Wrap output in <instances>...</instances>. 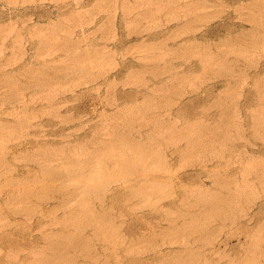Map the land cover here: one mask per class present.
I'll use <instances>...</instances> for the list:
<instances>
[{
  "label": "rangeland",
  "instance_id": "374dc122",
  "mask_svg": "<svg viewBox=\"0 0 264 264\" xmlns=\"http://www.w3.org/2000/svg\"><path fill=\"white\" fill-rule=\"evenodd\" d=\"M262 16L264 0H0V264H264Z\"/></svg>",
  "mask_w": 264,
  "mask_h": 264
},
{
  "label": "bare ground",
  "instance_id": "6f19581e",
  "mask_svg": "<svg viewBox=\"0 0 264 264\" xmlns=\"http://www.w3.org/2000/svg\"><path fill=\"white\" fill-rule=\"evenodd\" d=\"M186 7H187V6H186ZM187 10H189V9L187 8ZM146 11H147V10H146ZM148 11H150V10H148ZM148 11H147V12H148ZM139 13H141V12H139ZM143 13H144V12L142 11L141 14L143 15ZM148 13H149V12H148ZM146 14H147V13H146ZM146 14H144V15H146ZM149 14H150V13H149ZM149 14H148V15H149ZM139 15H140V14H138V16H139ZM148 15H146V16H148ZM261 15H262V14H261ZM140 16H141V15H140ZM146 16H145V17H146ZM262 17H264V16H262ZM138 18H139V17H138ZM141 18H142V17H141ZM259 18H261V17H259ZM259 18H258V19H259ZM139 19H140V18H139ZM189 19H190V18H189ZM187 20H188V19H187ZM255 20H256V19H255ZM261 20H264V19H261ZM188 21H189V20H188ZM188 21H187V23H189ZM258 22H259V21H258ZM184 23H185V22H184ZM184 23H183V24H184ZM190 23H191V22H190ZM183 24H182V25H183ZM185 24H186V23H185ZM185 24H184V25H185ZM180 25H181V24H180ZM180 25H179V26H180ZM244 33H245V31H244ZM238 34H239V33H238ZM242 34H243V33H242ZM239 35H240V34H239ZM243 35H244V34H243ZM246 35H247V34H246ZM250 35H251V34H250ZM168 36H169V35H168ZM170 36H171V35H170ZM166 38H167V37H166ZM166 38H165V36H164V38H162V39H166ZM169 38H170V37H169ZM169 38H168V39H169ZM171 38H173V37H171ZM162 39H161V40H162ZM237 39H238V38H237ZM242 39H243V38H242ZM248 39H249V38H247V41H250V40H248ZM250 39H251V38H250ZM244 40L246 41V39H244ZM254 40H255V39H254ZM163 41H164V40H163ZM163 41H162V42H163ZM241 41H242V40H241ZM245 41H243V42H245ZM250 42H251V41H250ZM245 43H246V42H245ZM252 43H253V42H251V45L254 44V43H253V44H252ZM164 44H165V43H164ZM185 44H186V43H185ZM248 44H250V43H248ZM156 45H157V44H156ZM251 45H250V46H251ZM250 46H249V47H250ZM171 47H172V46H171ZM185 47H186L185 45H183V44H180V45H179V43H178V45L175 46V47H173V49H175V52H176V50H180V51L184 52V51L186 50ZM192 47H194V46L192 45ZM153 48H154V46H153ZM158 48H159V46H158ZM189 48H190V47H189ZM242 48H243V47H242ZM242 48H241L240 50H242ZM245 48H246V47H245ZM245 48H243V49H244L243 51L246 50ZM190 49H191V48H190ZM235 49H236V48H235ZM187 50H188V49H187ZM192 50H194V49H192ZM180 51H179V52H180ZM190 51H191V50H190ZM190 51H189V52H190ZM173 52H174V51H173ZM187 52H188V51H187ZM223 52H224V51H223ZM236 52H237V51H236ZM82 53H83V52H82ZM185 53H186V51H185ZM226 54H227V53H226ZM238 54H239V53H238ZM241 54H242V53H241ZM224 55H225V54H224ZM75 56L77 57V59H76V58H75V59L79 62V60L81 59V58H80L81 55H78V54H77V55H75ZM75 56H74V57H75ZM216 56H218V54H217ZM216 56H215V57H216ZM221 56H222V55H221ZM223 57H226V56H223ZM79 58H80V59H79ZM210 59H211V57H210ZM216 59H217V57H216ZM219 59H221V58H219ZM223 60H225V59L223 58ZM205 61H207V59H206ZM215 61H216V60H215ZM220 61H221V60H220ZM234 61L236 62V60H234ZM213 62H214V61H213ZM223 62H224V61H223ZM227 62H228V61H226L225 63H227ZM232 62H233V61H232ZM80 63H81V62H80ZM77 64H79V63H77ZM223 64H224V63H223ZM233 64H234V63H233ZM208 65H212V66H213V64H208ZM236 65H237V63H236ZM146 66L148 67V65H146ZM224 66H225V64H224ZM227 66H228V65H227ZM84 67H85V66H84ZM144 67H145V66H144ZM151 67H152V66H151ZM206 67H208V66L206 65ZM219 67H220V66H219ZM221 67H222V66H221ZM231 67H232V66H231ZM231 67L228 66V69L230 70ZM145 69H146V68H145ZM147 69H148V68H147ZM219 69H220V68H219ZM224 69H225V68H224ZM148 70H149V69H148ZM224 71H226V69H225ZM157 72H158V71H157ZM159 72H160V71H159ZM215 72H216V71H215ZM226 72H227V71H226ZM226 72L223 73V72L221 71L220 74H226ZM233 72H234V71H233ZM217 73H218V71H217ZM227 73H228V72H227ZM231 73H232V71H231ZM231 73H230V74H231ZM36 74H37V73H36ZM226 75H227V74H226ZM231 75H232V74H231ZM33 76H34V72H33ZM174 76H175V75H174ZM227 76H228V75H227ZM40 77H41V76H40ZM34 78H35V77H34ZM179 78H180V76H179ZM36 79H37V77H36ZM176 79H178V77H176ZM176 79H175V80H176ZM181 79H183V77H182ZM44 80H45V79H44ZM173 80H174V79H173ZM45 82H46V81H45ZM256 82H257V81H256ZM261 82H262V81H261ZM257 83H258V82H257ZM258 84H259V83H258ZM262 85H264V82L260 83V84L258 85V87L260 86V88H261V87L264 88V86H262ZM260 88H259V89H260ZM262 88H261V92H264V91H262ZM262 94H264V93H262ZM151 98H152V97H151ZM152 100L154 101V98H153ZM157 100H158V99H157ZM153 101H152V102H153ZM152 102H151V103H152ZM154 102H155V101H154ZM157 103H158V102H157ZM159 103H160V102H159ZM221 103H222V102H221ZM152 105H153V104H152ZM157 105H160V104H157ZM149 106H150V105H149ZM154 107H156V106H154ZM157 107H160V106H157ZM148 108H149V107H148ZM150 109H151V108H150ZM155 109H156V108H155ZM153 110H154V109H153ZM153 114H157V112H156V113H153ZM157 115H158V114H157ZM226 117H227V116H226ZM224 118H225V117H224ZM126 119L129 120V121L132 120L131 117H130L131 120H130L129 118H126ZM226 119H227V118H226ZM224 120H225V119H224ZM129 121L125 122V123H126L125 126H127V125L129 126V124H128ZM132 121L135 122V121H137V120L135 119V120H132ZM132 121L129 122L131 125H132ZM155 121L157 122V120H155ZM162 121H163V120H162ZM225 121H226V120H225ZM160 122H161V120H160ZM137 123H138V122H137ZM137 123H136V124H137ZM157 123H159V122H157ZM157 123H156V124H157ZM222 123H224V122L222 121ZM139 124H140V123H139ZM159 124H160V123H159ZM161 124H162V122H161ZM137 125H138V124H137ZM141 125H142V124H141ZM128 126H127V127H128ZM188 126H189V125H188ZM190 126H191V125H190ZM190 126H189V127H190ZM207 126H208V125H207ZM127 127H126V128H127ZM131 127H132V126H131ZM159 127H160V126H159ZM189 127H186V128H189ZM191 127H193V126H191ZM209 127H210V126H209ZM129 128H130V126H129ZM124 129H125V128H124ZM127 129H128V128H127ZM172 129H173V128H172ZM182 129H184V128H182ZM191 129H192V128H191ZM191 129H190V130H191ZM209 129H210V128H208V130H209ZM255 129H256V128H255ZM170 130H171V129H170ZM184 130H185V129H184ZM204 130H205V129H204ZM204 130H203V131H204ZM208 130H207V132H208ZM171 131H172V130H171ZM255 131L258 132L257 130H255ZM166 132L169 133L170 131L167 129ZM179 132H180V130H179ZM190 132H191V131H190ZM183 133H185V131H184ZM187 133H188V131H187ZM191 133H193V132H191ZM191 133H190V134H191ZM202 133H204V132H202ZM202 133H201V134H202ZM170 134H171V133H170ZM257 134H258V133H257ZM185 135H186V133H185ZM119 136H120V135H119ZM124 136H125V135H124ZM200 137H201V136H200ZM202 138H203V137H202ZM122 139H123V138H122ZM96 140H98V139H96ZM99 140H100V139H99ZM130 140H131V139H130ZM105 141H106V140H103V142H105ZM109 141H111V140H109ZM109 141H108V142H109ZM116 141H117V140H116ZM116 141H115V142H116ZM132 141H133V140H132ZM111 142H112V141H111ZM117 142H118V143H116V145H117V144H120L119 146H123V147H124L125 145H130V142H129L128 140H124V139H123V141H120V142L117 141ZM128 142H129V143H128ZM92 143H93V142H92ZM100 143H102V142H99V143L97 142V144H100ZM113 143H114V142H113ZM199 143H200V142H199ZM201 143H202V142H201ZM102 144H104V143H102ZM111 144H112V143H111ZM144 144H145V143H144ZM105 145H106V144H105ZM131 145H132V144H131ZM131 145H130V147H131ZM133 145H135V144H133ZM133 145H132V146H133ZM107 146H108V145H107ZM113 147H115V145H114ZM119 148H120V147H119ZM126 148H127V147H126ZM145 148H146V147H145ZM107 153H108V152H107ZM107 155H108V154H107ZM118 155H120V154H118ZM115 156H116V155H115ZM115 156H113V157H115ZM128 157H129V156H128ZM118 158H119V159L117 160V161H118L117 163L120 162L119 164L121 165V167H126V166H128V167H130V168L133 169V167L136 165V162H135V161L128 162V160L130 161L131 159H134L133 157H131V158H125V157H123V155H120ZM141 158H142V157H141ZM136 159H137V156H136ZM53 170H54V169H53ZM48 171H49V169H48ZM45 173L48 175V173H50V171H49L48 173H47V172H45ZM54 173H55V172H54ZM54 173H52V171H51V174H54ZM60 174H61V173H60ZM54 175H55V174H54ZM59 176H60V175H59ZM229 182H230V181H229ZM229 182H228V183H229ZM230 183H231V182H230ZM230 183H229V185H230ZM98 185H99V184H98ZM225 186H226V185H225ZM141 187H143V186H141ZM137 188H138V187H137ZM137 188H136V189H137ZM159 188H160V186L155 185V186L152 187L151 190H148L146 187H144V188H140V189L138 188V190H135V189L132 190V189H131L132 191H131V190H130V191H131L132 193L130 192V194H131L132 196H133V195L135 196V192H137L136 195H138V192L140 193V191H141V192H142V191H145L147 194H148V193L151 194L152 192H158V191H159ZM232 188H233V187H232ZM236 189H237V188H236ZM156 190H157V191H156ZM234 190H235V189H234ZM133 192H134V193H133ZM142 193H143V192H142ZM202 193H203V192H202ZM210 193H211V192H210ZM213 193H214V192H213ZM231 194H232V193H231ZM231 194H230V195H231ZM73 195H74V194H73ZM210 195H211V194H210ZM220 195H221V194H220ZM232 195H234V194H232ZM203 196H204V195H203ZM207 196H209V195H207ZM226 196H228V195H226ZM226 196H225V197H226ZM11 197H12V196H11ZM72 197H73V196H72ZM210 197H211V196H210ZM216 197H217V196H216ZM20 198H21V197H20ZM228 198H229V196H228ZM15 199H16V198H15ZM18 199H19V198H18ZM21 199H22V198H21ZM23 199H24V198H23ZM26 199H27V197H26ZM210 199H211V198H210ZM212 199H213V198H212ZM220 199H221V198H220ZM220 199H218V200H220ZM223 199H224V198H223ZM13 200H14V199H13ZM213 200H214V199H213ZM215 200H216V199H215ZM231 200H232V199H231ZM79 201H80V200H79ZM226 201H227V200H226ZM24 202H25V201H24ZM82 202H83V200H82ZM85 202H86V201H85ZM85 202H84V203H85ZM26 203H27V202H26ZM29 203H30V202H29ZM86 203H87V202H86ZM226 203H227V202H226ZM80 204H81V203H80ZM88 204H89V203H88ZM216 204H217V203H216ZM216 204L209 205V207L211 206V208L213 209V208L216 206ZM64 205H67V204L64 203ZM219 205H220V204H219ZM219 205L217 204V206H219ZM226 205H227V204H226ZM79 206H80V205H79ZM62 207H64V206H62ZM65 207H66V206H65ZM69 207H70V206H69ZM87 207H88V206H87ZM219 207H220V206H219ZM227 207H228V206H227ZM81 208H82L81 211H83V207H81ZM217 208H218V207H217ZM222 208H223V207H222ZM69 209H70V208H69ZM77 209H78V208H77ZM87 209H88V208H87ZM214 209H215V208H214ZM229 209H230V208H229ZM88 210L90 211L91 209H88ZM232 210H233V208H232ZM70 211H71V210H70ZM74 211H75V210H72V213H77V212H74ZM76 211H77V210H76ZM85 211H86V210H85ZM225 211H226V210H225ZM79 212H80V210H79ZM79 212H78V213H79ZM91 212H93V209H92ZM214 212H215V211H214ZM230 212H231V211H230ZM81 213H82V212H81ZM102 213H103V212H102ZM201 213H203V211H202ZM215 213H216V212H215ZM222 215H223V214H222ZM85 216H86V215H85ZM99 216H100V215H99ZM99 216H97V217H98V221H101V222L103 221V223H104V218L101 217V216L99 217ZM104 216H105V215H104ZM107 216H108V215H107ZM71 217H73V216H71ZM75 217H76V216H75ZM91 217H92V216H91ZM94 217H95V215H94ZM109 217H110V216H109ZM80 218H82V216H81ZM89 218H90V217H89ZM241 218H242V217H241ZM72 219H73V218H72ZM72 219H70V220H72ZM95 219L97 220V218H95ZM74 220H75V219H74ZM96 220H94L93 222H95ZM252 220H253V216L251 217V216L249 215V216L247 217V220H245V221H246V223H247V222H251ZM81 221H82V220H81ZM105 222H106V220H105ZM108 222H109V221H108ZM71 223H73V222H71ZM89 223H90V222H89ZM91 224H92V221H91ZM103 225H104V224H103ZM94 227H95V226H94ZM100 227H101V226H99V228H100ZM97 229H98V228H97ZM101 229H102V228H101ZM101 229H99V230H101ZM105 229H106V228H105ZM96 231H97V230H96ZM176 231H177V230H176ZM173 232H174V231H173ZM61 233H62V232H61ZM101 233H102V232H101ZM209 233H210V232H209ZM50 234H51V233H50ZM56 234H57V233H56ZM107 234H108V233H107ZM66 235H67V234H66ZM68 235H69V234H68ZM56 236H58V235H56ZM69 236H70V235H69ZM80 236H81V235H80ZM80 236H79V239H80ZM59 237H60V236H59ZM73 237H74V236H73ZM77 237H78V236H77ZM108 237H109V236H108ZM71 238H72V237H71ZM71 238H70V239H71ZM74 238L76 239V237H74ZM70 239H69V240H70ZM72 239H73V238H72ZM82 239H83V238L81 237L80 240H82ZM103 239H104V238H103ZM73 240H74V239H73ZM80 240H79V242H81ZM76 241H77V239H76ZM88 241H89V240H88ZM54 242H55V241H54ZM82 242H83V241H82ZM62 243H63V242H62ZM62 243H61V244H62ZM69 243H70V242H69ZM58 244H60V243H58ZM63 244H64V243H63ZM65 244H66V242H65ZM70 244H71V243H70ZM73 244H74V243H73ZM75 244H76V243H75ZM53 245H54V244H53ZM80 245H81V244H80ZM226 245H227V244H226ZM55 246H56V245H55ZM83 246H84V245H83ZM51 247H52V244H51ZM73 247H74V246H73ZM90 247L92 248V246H90ZM254 247H255V246H253V249H254ZM48 248H50V247H48ZM56 248H57V246H56ZM70 248H71V247H70ZM81 248H82V247H81ZM83 248H84V247H83ZM51 249H52V248H51ZM53 249H54V248H53ZM58 249H60V248L58 247ZM61 249H63V248H61ZM56 250H57V249H56ZM56 250H55V251H56ZM63 250H64V249H63ZM65 250H66V248H65ZM85 250H87V249L85 248ZM254 250H255V249H254ZM82 251H83V250H82ZM78 252H79V251H78ZM66 253H67V252H66ZM68 253H69V252H68ZM85 253H86V251H85ZM85 253H84V256H85ZM178 253L180 254L181 252L179 251ZM58 254H59V253H58ZM64 254H65V253H64ZM60 255H61V254H60ZM66 255H67V254H66ZM66 255H65V256H66ZM70 255H71V254H70ZM176 255H177V253H176ZM176 255H173V256H176ZM45 256H46V255H45ZM185 256H186V255H185ZM194 257H195V256H194ZM50 258H51V257H50ZM184 258H185V257H184ZM190 258H191V257H190ZM190 258H189L188 260H190ZM196 258H197V257H196ZM179 259H180V258H179ZM179 259H178V260H179ZM186 259H187V258H186ZM191 259H192V258H191ZM52 260H53V259H52ZM69 260H70V259H69ZM167 260H168V259H167ZM183 260H184V259H183ZM166 262H167V261H166ZM178 262H179V261H178ZM183 262H184V261H183ZM175 263H176V262H175ZM70 264H71V263H70ZM178 264H179V263H178ZM180 264H181V263H180Z\"/></svg>",
  "mask_w": 264,
  "mask_h": 264
}]
</instances>
